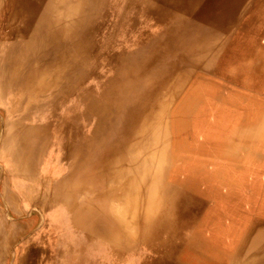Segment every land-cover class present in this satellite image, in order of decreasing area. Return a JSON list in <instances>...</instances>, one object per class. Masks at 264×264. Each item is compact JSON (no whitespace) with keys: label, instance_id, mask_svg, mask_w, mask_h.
<instances>
[{"label":"bare ground","instance_id":"6f19581e","mask_svg":"<svg viewBox=\"0 0 264 264\" xmlns=\"http://www.w3.org/2000/svg\"><path fill=\"white\" fill-rule=\"evenodd\" d=\"M101 3L102 0H0V107L8 129L1 150L14 158V169L8 166L6 172L22 178L0 188V253L4 254L30 228V221L42 210L48 222L68 233L62 247L61 236L55 246L59 254L55 258L62 257V264H85L90 252L102 244L121 253L161 229L175 226L177 223L170 222L168 215L181 212L179 196H166L154 180L165 159L167 122L163 115L170 99L166 91L176 92L184 78L177 66L198 64L203 53L214 45L215 28L225 29L231 36L235 21V29L246 30L245 36L238 39L245 44L235 48V59L246 66L259 61L264 66V43L247 33V27L259 30L264 26V0H173L179 15L165 37L143 42L130 52L120 48L110 57V74L99 84H85L90 71L88 57L93 51L91 32L86 26ZM230 36L220 42L214 58L221 57ZM211 62L212 59L207 65ZM93 75L99 78L100 74ZM60 96L65 100L58 113ZM184 105L176 104L173 113L168 110L176 125L183 118ZM44 112L49 117L44 119ZM88 115L94 117L91 125L84 124ZM49 128L64 137L59 150L63 165H59L57 176L40 179L34 165L49 138ZM53 137L60 142V136ZM152 167L157 171L153 173ZM151 175L153 181L149 180ZM255 180H251L253 186ZM33 192L36 196H30ZM237 197L241 198L236 196L235 203ZM53 203L58 205L54 211L43 209ZM26 213L30 216L27 220L23 217ZM226 227L223 233L233 232L238 238L231 252L217 251V257L228 256L224 264H264V228H256L246 237L244 225L237 229L231 223ZM170 239L164 240L166 250L157 252L150 264H198V234L181 236L175 245ZM34 246L41 254L40 248ZM34 246L24 240L17 260L25 259L26 251ZM217 257L209 264H216ZM32 264H39L37 256Z\"/></svg>","mask_w":264,"mask_h":264},{"label":"rangeland","instance_id":"374dc122","mask_svg":"<svg viewBox=\"0 0 264 264\" xmlns=\"http://www.w3.org/2000/svg\"><path fill=\"white\" fill-rule=\"evenodd\" d=\"M166 5L161 1L158 4L148 0H102L101 8L89 19L86 26L87 32H91L93 51L88 57L90 74L88 73L85 84H92V81H95L92 85L99 84L105 76L110 74L108 71L112 69L110 67L112 54L121 50L130 52L143 45V42L165 37L166 31L175 22V16L179 15L178 10L173 6V0H167ZM235 25L236 21L231 26L235 30L231 36L225 29L215 28L213 32L215 41L213 40L212 48L203 53L198 64L178 65L177 72L180 70L184 73V78L176 92L175 90L171 93L166 91L170 99H168L169 105L165 107V112H167L163 115V120L167 122L166 143L164 144L166 145L165 159L154 183L159 190L160 188L165 190L166 196L173 199H178L179 196L177 201L181 212H170L168 215L169 221L177 224L161 229L158 234L149 236L147 241L140 240L121 253H115L108 245L102 244L96 251L90 252L85 264H150L158 256L157 252L166 250L164 240L172 237L171 244L175 245L179 243L181 236H196L197 234L201 240L198 264H207V262L209 264L217 257L218 250L228 249V252H231L236 245L238 237L235 238V233L231 232L226 235L221 231L227 228L228 224L234 223L237 229L241 224L244 225L246 237H249L251 232H256L257 230H254L256 228H264V78L262 77L264 66H261L260 61L256 62L257 64L246 66L244 62L235 59V48L240 44H245L238 39L246 33L245 28L235 29ZM247 33L255 35V38L258 37L259 43H264V26L259 30L247 27ZM229 36L231 38L224 43L227 45L224 46L221 57L214 58L216 48L218 49L221 41ZM84 38L87 40L88 34H85ZM211 59V65L208 66L207 62ZM258 68H262V72L257 71ZM93 73L100 74L99 78H95ZM72 99L75 100V95ZM59 100L58 110L56 109L58 113L62 110L65 99L60 96ZM181 103L185 104L182 109L183 118L177 121L178 125H176L177 123L173 122V116L169 117L168 110L173 113L172 108ZM188 104L192 106L189 107ZM1 109L2 107H0V188L2 184L9 185L12 180L21 181L22 179L18 174L12 175L6 172L8 166L14 169L11 163L14 158L8 152L1 150L2 138L8 131L3 123ZM46 112L42 114L43 118L49 117V113ZM86 119L84 124L91 125L94 117L88 115ZM49 129V138L42 145L43 152L39 153L34 165V173L40 179L57 176L58 167L62 164L59 150H62V138L64 137L58 130ZM53 134L60 136L59 143ZM151 171L154 173L157 170L152 167ZM253 179H256L254 186L251 184ZM149 180L153 181L152 175ZM230 192L233 195L227 196ZM35 194L36 192H33L30 196H36ZM238 195L241 198L237 197L235 203V197ZM57 206L53 203L50 207L43 206L46 207L43 209L54 211V207ZM27 208L29 209V206ZM23 217L25 220L30 218L27 213ZM31 223L30 228L28 227L27 231L12 242L4 254L0 253L1 264H32L36 256L39 264H62V257L55 258V255H59L55 252V246L58 236H61V247L63 242L69 238L66 236L68 233L65 229L56 228L54 222H48L44 210L39 212V215L36 214L35 218L30 221ZM37 235L38 238H34ZM33 238L34 240L31 241ZM24 240H30V245L36 244L41 254L34 246L26 251L25 259L18 261L16 254L23 246ZM160 242L164 245L160 246ZM227 258L226 254L220 255L217 257L219 261L216 264H224ZM175 261L173 260L172 263Z\"/></svg>","mask_w":264,"mask_h":264}]
</instances>
